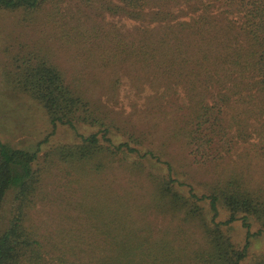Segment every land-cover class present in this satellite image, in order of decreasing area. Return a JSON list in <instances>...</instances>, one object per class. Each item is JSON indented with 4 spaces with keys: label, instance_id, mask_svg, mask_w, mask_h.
<instances>
[{
    "label": "trees",
    "instance_id": "trees-1",
    "mask_svg": "<svg viewBox=\"0 0 264 264\" xmlns=\"http://www.w3.org/2000/svg\"><path fill=\"white\" fill-rule=\"evenodd\" d=\"M64 1L0 0V264H264V0Z\"/></svg>",
    "mask_w": 264,
    "mask_h": 264
},
{
    "label": "rangeland",
    "instance_id": "rangeland-1",
    "mask_svg": "<svg viewBox=\"0 0 264 264\" xmlns=\"http://www.w3.org/2000/svg\"><path fill=\"white\" fill-rule=\"evenodd\" d=\"M65 5L76 7L78 5L76 0H68L63 2ZM87 12L89 8H83ZM89 13V12H88ZM109 17L105 16V20ZM98 19V18H97ZM126 24L125 26H120L121 31L129 28V20L122 19ZM11 20L9 17L0 20V29H4L5 24L10 23ZM15 30V28H11ZM2 44L0 38V46ZM56 54L58 58L55 60L59 62L61 65L67 63L65 61L68 55H66L65 51H61L58 48H55ZM69 59V58H68ZM68 65V63H67ZM123 79L126 78L123 76ZM122 94V91H121ZM44 120L40 114V111L24 101L22 96L18 94H14L8 91L1 82L0 77V139L5 141L11 146L21 147L25 149H34L41 140L44 133L46 132L43 128ZM70 139L69 131L65 129H61L60 132H56L54 135L50 136L48 141H64ZM41 146H45V144H41ZM244 150V148L239 149ZM251 149L249 150V154H247L243 160L248 161L251 165V170L254 172V177H259V179L264 180V156L251 154ZM251 155V156H250ZM110 173V172H109ZM109 175V174H108ZM261 175V177H260ZM263 175V176H262ZM107 177V176H106ZM36 208H30V212H35ZM35 214V213H34ZM46 213H43L45 216ZM235 227V226H234ZM231 229V236L239 241L242 237L241 232L237 228ZM261 240L259 238L255 239L249 246V252L251 253L250 257L257 255L261 251Z\"/></svg>",
    "mask_w": 264,
    "mask_h": 264
}]
</instances>
